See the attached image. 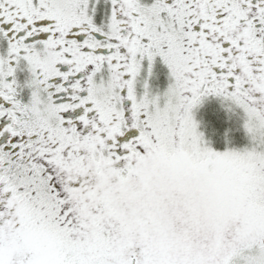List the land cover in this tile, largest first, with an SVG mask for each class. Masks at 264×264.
Listing matches in <instances>:
<instances>
[{
  "label": "snow or ice",
  "instance_id": "1",
  "mask_svg": "<svg viewBox=\"0 0 264 264\" xmlns=\"http://www.w3.org/2000/svg\"><path fill=\"white\" fill-rule=\"evenodd\" d=\"M0 264H264V0H0Z\"/></svg>",
  "mask_w": 264,
  "mask_h": 264
}]
</instances>
